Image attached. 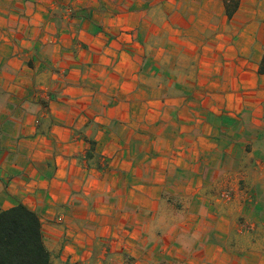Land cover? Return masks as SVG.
Segmentation results:
<instances>
[{
	"label": "crops",
	"instance_id": "1",
	"mask_svg": "<svg viewBox=\"0 0 264 264\" xmlns=\"http://www.w3.org/2000/svg\"><path fill=\"white\" fill-rule=\"evenodd\" d=\"M263 57L264 0H0V212L50 264H264Z\"/></svg>",
	"mask_w": 264,
	"mask_h": 264
},
{
	"label": "trees",
	"instance_id": "2",
	"mask_svg": "<svg viewBox=\"0 0 264 264\" xmlns=\"http://www.w3.org/2000/svg\"><path fill=\"white\" fill-rule=\"evenodd\" d=\"M264 73V57L260 65ZM42 223L24 204L0 212V264H50Z\"/></svg>",
	"mask_w": 264,
	"mask_h": 264
},
{
	"label": "rangeland",
	"instance_id": "3",
	"mask_svg": "<svg viewBox=\"0 0 264 264\" xmlns=\"http://www.w3.org/2000/svg\"><path fill=\"white\" fill-rule=\"evenodd\" d=\"M244 240V238H242ZM264 255V254H263Z\"/></svg>",
	"mask_w": 264,
	"mask_h": 264
}]
</instances>
